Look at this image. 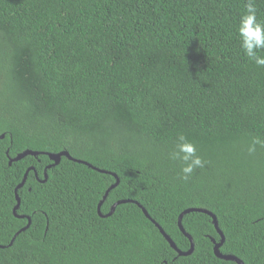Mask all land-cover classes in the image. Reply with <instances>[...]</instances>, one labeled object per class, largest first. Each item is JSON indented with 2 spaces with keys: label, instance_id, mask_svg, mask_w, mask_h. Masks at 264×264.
<instances>
[{
  "label": "trees",
  "instance_id": "obj_1",
  "mask_svg": "<svg viewBox=\"0 0 264 264\" xmlns=\"http://www.w3.org/2000/svg\"><path fill=\"white\" fill-rule=\"evenodd\" d=\"M246 2L0 0V264H236L214 255L210 216L182 218L194 249L179 256L135 202L182 252L179 215L205 209L220 253L264 264V147L248 153L264 141V67L236 34ZM180 135L205 162L186 182L169 159ZM25 150L93 168L9 165ZM97 170L119 179L102 215L133 203L101 217L115 178Z\"/></svg>",
  "mask_w": 264,
  "mask_h": 264
},
{
  "label": "clouds",
  "instance_id": "obj_2",
  "mask_svg": "<svg viewBox=\"0 0 264 264\" xmlns=\"http://www.w3.org/2000/svg\"><path fill=\"white\" fill-rule=\"evenodd\" d=\"M236 34L244 55L253 61L258 67H264V22L257 19L256 0H247L245 12L241 15ZM257 145L264 147V141L253 139L248 147L251 155L256 151ZM169 159L178 161L181 165L179 179L188 181L194 171L204 166V161L197 154L196 146L188 141L185 136H178L173 150L169 153Z\"/></svg>",
  "mask_w": 264,
  "mask_h": 264
},
{
  "label": "water",
  "instance_id": "obj_3",
  "mask_svg": "<svg viewBox=\"0 0 264 264\" xmlns=\"http://www.w3.org/2000/svg\"><path fill=\"white\" fill-rule=\"evenodd\" d=\"M4 135H0V139H3ZM40 154H44L46 156L49 157V159L52 161V165L51 166H55L57 164H59L60 160L62 157H66L67 159L73 161V162H77V163H81L83 165H86L88 166L89 168H93L92 166H90L89 164H87L86 162H83V161H80V160H76V159H73L67 152H59V153H56V154H50V153H38V152H35V151H30V150H25L23 153H20L18 154L15 158H12L10 159L9 161V165L12 163V162H17L19 160H21L22 158L26 157V156H33V157H36ZM50 167V166H49ZM30 170H33V168H30V169H27V171L25 172V175H24V178L21 182L20 185H18L15 189V198H16V202H17V205L13 208V214L15 215V217H19V218H25L24 216H18L16 214V211L17 209L19 208V205H20V199L18 197V194H17V190L20 189L23 184L25 183L26 181V177H27V174ZM99 171L100 173H104V174H111L114 178H115V183L112 184L109 189L105 192L102 200L100 201V203L98 204V214L101 216V217H108L110 216L117 205L119 204H123V203H128V202H132V201H120V202H117L115 203L109 213H107L106 215H102L100 213V208H101V205L103 204L104 200L106 199L108 193L110 192V190L114 189L118 184H119V179L116 175L112 174V173H109V172H105V171H102V170H97ZM44 177L46 178V174L44 173ZM45 178H44V181H45ZM133 203V202H132ZM136 205H138L140 208H142V211L144 213V215L150 219V221H152L156 227L158 228V230L160 231V233L163 235V237L167 240V242L170 244V246L177 252V254L179 256H188L190 255L192 252H193V249H194V244H193V240L191 238V236L185 232V230L183 229L182 227V218L186 215V214H189V213H192V212H198V213H203V214H206L208 216L211 217L212 219V223L216 229V232L218 233V235L220 236L221 240H220V243H216V241L214 239H211L212 243H214V248H213V252H214V255L221 259V260H225V261H232V262H235L236 264H244L241 260H239L238 258L236 257H233V256H230V255H224L222 253H220L219 251V248L220 246L222 245V243L224 242V235L223 233L220 231L219 227H218V222H217V219L216 217L209 211L205 210V209H198V208H190V209H186L184 210L178 217V227L180 229V231L189 239L190 241V248L186 251V252H182L180 250H178V248L176 247V245L174 244V242L172 241V239L163 231V229L157 224L154 222V220H152L150 218V216L148 215V213L146 212V210L140 206L138 203L135 202ZM27 220H28V224L26 225V227H24L23 229H21L20 231H18V233L16 235H18L19 233L25 231L26 229L29 228L30 226V223H31V220L29 217H27ZM15 239V238H14ZM14 239H12L11 243L14 241ZM10 243V244H11ZM0 248H3L2 246H0Z\"/></svg>",
  "mask_w": 264,
  "mask_h": 264
}]
</instances>
